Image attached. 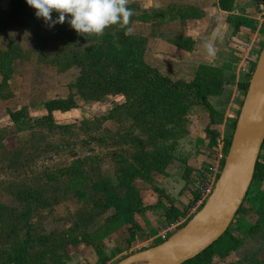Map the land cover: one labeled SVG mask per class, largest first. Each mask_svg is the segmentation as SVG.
<instances>
[{
  "label": "rangeland",
  "instance_id": "rangeland-1",
  "mask_svg": "<svg viewBox=\"0 0 264 264\" xmlns=\"http://www.w3.org/2000/svg\"><path fill=\"white\" fill-rule=\"evenodd\" d=\"M128 6H133L135 13L141 15L184 5L174 4V0H129ZM34 11L25 0H0V51L5 52L12 43L21 49L20 56L6 70L11 71L8 85L1 84L4 76L0 72V212L3 207H9L22 213L27 205L25 201L17 202L16 196L32 190L45 201L43 208H39L37 202L32 204L29 219L37 232L68 233L81 211L97 213L95 203L103 202V194L93 190V185L103 179L116 185L121 167L131 164L139 151L131 139L147 142L148 135L120 112L115 120L99 121L120 104L123 97L107 96L101 102L81 100L75 88L81 68L75 65L60 70V58L76 48L65 47L66 32L62 25L67 22L48 28L42 18L35 17ZM56 15L52 13L53 18ZM131 23L133 34L147 38L145 57L152 52L156 37L173 40L167 35L175 27L169 25L171 22L161 23L154 19L152 23L139 20ZM25 30L30 33L28 37L24 36ZM3 60L7 62L0 56V62ZM179 66L177 64V68L164 71V74L173 80H190L192 76L179 71ZM71 95L76 96L78 108L67 113H54L55 123L65 127L63 130H50L37 124L29 128L31 124L15 125L10 120L9 112L21 109H26L32 120L39 119L45 114L43 105L46 101ZM235 118L222 132L219 131L221 141L232 137ZM146 149L150 151L151 147ZM185 162L175 160L167 170L168 176L153 172L147 180H136L146 209L136 215L141 228L136 232L131 249H127V227H112L107 219L113 211L107 210L88 230L93 241L91 245L82 242L67 249L68 264H98L100 257L107 258V264H116L131 254L161 244L182 228V219L192 206H189V200L195 192L193 178L198 176H192L190 183L186 181ZM261 162L264 163V150ZM71 165H77L81 170L80 179L68 180L60 176V171ZM80 193L87 194L85 199L80 198ZM55 199L59 202L54 203ZM172 202L185 211L184 216L175 221H169L165 216ZM249 203L253 210L236 218L231 228L233 236L242 240L241 246L226 258L215 256L212 264H264V226L252 233L246 227L255 225L257 209H264V181L253 182ZM4 231L0 222V237L6 235ZM3 250L4 245L0 244V252Z\"/></svg>",
  "mask_w": 264,
  "mask_h": 264
},
{
  "label": "trees",
  "instance_id": "trees-1",
  "mask_svg": "<svg viewBox=\"0 0 264 264\" xmlns=\"http://www.w3.org/2000/svg\"><path fill=\"white\" fill-rule=\"evenodd\" d=\"M262 1L264 3V0ZM233 4L234 0H219L223 11H231ZM128 7L133 10L130 26L133 20H139L142 23H152L154 19L161 23L175 21L184 23L203 16V13L193 6H174L143 12L141 15L135 13L136 9L133 6ZM62 27L66 32L65 47L76 48L60 58V70L75 65L81 68L80 76L75 84L78 97L85 102H101L107 96H122L123 101L109 110L99 121L115 120L120 113L122 116L126 114L137 128L148 135V141L134 137L131 139L132 144L139 150L134 161L121 167L116 185H112L107 179L93 185V190L98 191L100 195L103 194V202L95 203L98 208L97 213L81 211L68 233H38L29 217L33 211L32 204L37 202L39 208L40 206L43 208L45 201L32 190L19 193L16 196L17 202L25 201L27 205L23 212L19 214L14 209L10 210L9 207H3L0 212L1 215L5 214L0 215V222L5 229L3 234H6L0 237V244L4 245V250L0 252V264H68L70 256L67 249L82 242L91 245L93 241L88 233L90 226L98 223L99 215L109 210L113 213L107 222L111 223L112 227H127V249H131L136 232L141 228L136 215L143 213L146 209L142 205L135 182L138 179H149L153 172L162 175L166 173L167 167L176 158L178 141L188 133L191 112L205 110L208 113L209 122L205 132L210 148L217 147L219 139L217 127L221 125L222 120L209 99L221 95L224 86L231 80L226 78L224 70L202 65L198 67L192 80H173L146 62L147 38L143 35L133 33L124 35L123 29L115 25L105 29L100 36L77 34L68 23L63 24ZM170 42L184 50H191L194 44L190 39L182 38H176ZM20 54L21 49L13 43L5 52L0 51V56L7 59V62L4 60L0 62V72L4 76L1 84L8 85L11 71L6 70ZM248 79L238 84L244 95L248 89ZM43 106L45 114L39 119L32 120L27 110L21 109L9 112L10 120L15 125L31 124V126L28 125L29 128L37 124L50 130H63L65 127L55 123L54 113L71 112L78 108V101L75 95H71L65 99L48 100ZM238 115L239 111L233 128ZM230 142L231 137L224 142L225 155L229 150ZM147 147H151L150 151L146 149ZM60 176L68 180L80 179L82 172L77 165H71L62 169ZM187 180L188 183L192 182L190 177ZM256 180L264 181V163L261 162V155L254 176V181ZM251 190L252 186L236 218L244 217L251 209L253 210V205L249 203ZM86 195V193H80L79 196L85 199ZM197 199L198 195L195 192L192 193L189 206L193 205ZM58 202L59 200L55 199L54 203ZM170 205L165 213L167 220L175 221L184 216L183 207ZM257 216L255 225L246 226L249 233L264 226V209L258 208ZM232 225L216 243L184 264H212L215 256L226 258L238 249L242 240L233 236ZM108 261L107 258L100 257L98 264H107Z\"/></svg>",
  "mask_w": 264,
  "mask_h": 264
},
{
  "label": "crops",
  "instance_id": "crops-1",
  "mask_svg": "<svg viewBox=\"0 0 264 264\" xmlns=\"http://www.w3.org/2000/svg\"><path fill=\"white\" fill-rule=\"evenodd\" d=\"M174 4L197 7L203 13L199 19L184 23L175 21L169 24L175 27H172L174 29L167 35L172 36L173 40L190 39L194 43L192 49L184 50L172 44L170 42L172 40L159 36L155 39L150 55L146 54L145 60L159 71H163L161 72L163 74L164 71L177 68L179 64L178 70L191 75L190 80L202 65L224 70L226 78L231 80L224 86L221 95L209 99L222 120L221 125L217 127L218 131L222 132L241 108L244 94L238 87L239 82L246 81L254 71L253 61L245 63L248 55L247 45L257 42L259 47L256 46L254 53L264 46V3L262 0H234L231 11H223L219 0H184V2L174 0ZM177 26L179 28H176ZM197 28L200 31L199 37L193 38L188 35ZM218 28L220 36L213 40L214 53L208 55L201 48V41ZM208 122V113L205 110L190 113L188 133L178 141L176 158L169 164L170 166L175 160H186L184 166L186 181L187 178L192 179L194 175L204 172L213 162L217 147L210 148L205 132ZM169 166L163 176L170 174L167 171ZM172 204L179 207L173 202Z\"/></svg>",
  "mask_w": 264,
  "mask_h": 264
},
{
  "label": "water",
  "instance_id": "water-1",
  "mask_svg": "<svg viewBox=\"0 0 264 264\" xmlns=\"http://www.w3.org/2000/svg\"><path fill=\"white\" fill-rule=\"evenodd\" d=\"M264 145V46L239 110L222 171L203 207L159 245L116 264H184L223 237L253 184Z\"/></svg>",
  "mask_w": 264,
  "mask_h": 264
},
{
  "label": "clouds",
  "instance_id": "clouds-1",
  "mask_svg": "<svg viewBox=\"0 0 264 264\" xmlns=\"http://www.w3.org/2000/svg\"><path fill=\"white\" fill-rule=\"evenodd\" d=\"M25 3L35 10V17L42 18L48 28L67 22L77 34L85 36L103 35L104 30L113 25L123 29L124 35L133 32L130 26L133 10L127 6L129 0H25ZM53 12L57 14L55 18L52 16ZM29 35L30 33L25 30L24 36ZM188 35L197 38L200 31L197 28ZM218 36L219 28L201 41V48L208 55L214 53L213 40Z\"/></svg>",
  "mask_w": 264,
  "mask_h": 264
},
{
  "label": "built area",
  "instance_id": "built-area-1",
  "mask_svg": "<svg viewBox=\"0 0 264 264\" xmlns=\"http://www.w3.org/2000/svg\"><path fill=\"white\" fill-rule=\"evenodd\" d=\"M257 42H252L247 45V53L248 55L245 58V63L254 62V68L256 62L258 60L259 54L262 48L257 52L254 51L256 49ZM224 141L219 139L217 151L213 156V162L211 165L205 170V172L200 173L197 177L194 178V190L195 193L198 195V199L192 205L187 213L182 219V225L186 223L189 219H191L205 204L207 199L212 194L215 184L219 178V175L222 171L223 164L225 161L226 155L224 154Z\"/></svg>",
  "mask_w": 264,
  "mask_h": 264
}]
</instances>
